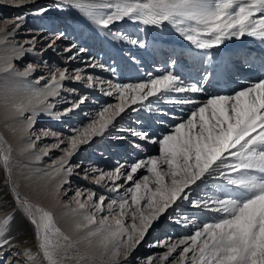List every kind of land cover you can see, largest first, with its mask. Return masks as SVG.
Listing matches in <instances>:
<instances>
[{"label": "snow or ice", "instance_id": "snow-or-ice-1", "mask_svg": "<svg viewBox=\"0 0 264 264\" xmlns=\"http://www.w3.org/2000/svg\"><path fill=\"white\" fill-rule=\"evenodd\" d=\"M30 2L34 0H8V6L19 7ZM60 4L78 10L99 30L101 36L142 49L147 46L143 41L132 39L121 31H113L111 26L125 20L157 28L167 23L201 51L218 48L227 40H241L245 36L264 43V0H56V5ZM45 11L47 9L41 8L38 14ZM14 19L21 21L23 17ZM19 27L20 24L16 23L8 35L14 34ZM140 30L144 31V28ZM63 36L62 32L57 34L56 40ZM55 42L52 40L47 47L55 50ZM73 48H76L75 44L64 51L71 52ZM84 51V48H79V52ZM171 63L174 66L176 61ZM92 66L103 67L99 64ZM13 67L12 58H9L0 66V71L10 72ZM34 70V66L29 64L23 73L17 72L16 75L28 76ZM105 70L115 72L114 69ZM65 80L83 82L87 88L105 83L92 76L84 77L79 69L74 73L57 69L46 90L29 95L27 103L14 104V110L21 115L25 111L34 115L43 112L57 119L67 115L84 104L87 97L81 96L79 101H72V106L63 111H53L54 105L48 103V99L59 96ZM107 85V89L101 87V91L105 95L115 93L119 102L104 107L99 119L82 129H73L74 134L68 137L61 138L60 133L51 130L44 133L45 136H53L56 142L52 147L63 152L54 162V171L64 174L63 183H68L67 176L73 174L74 168L80 167L70 164L72 156L114 126L116 119L132 105L148 107L145 102L150 97L163 93L206 91L203 84H185L172 71L150 78L147 82L122 84L108 81ZM175 103L199 106L191 111L186 121L176 124L162 138H154L147 131L128 130L140 141L158 144V156L139 159L131 164L118 162L113 170L107 172L96 167L83 169L84 179H88L90 174H97L91 177L93 182L110 192L119 193L123 187L117 183L120 180L124 184L131 182L132 186L126 189L124 196L107 204L108 215L100 217L98 227H93L97 225L96 214L105 211L107 198L101 195L94 200L95 193L89 192L87 199L81 200L83 193L77 190L74 200L78 207L72 211L82 216L83 222L77 221L74 230H89L86 238L90 248L92 238H99L92 252L80 253L77 249L80 261H88L89 264H97V261L100 264L127 262L153 223L169 208L175 206V210H179V202L187 201L194 209L217 215L211 220H198L195 216L190 218L186 215L177 220L176 223L185 227L195 225L196 230L192 235L176 241L149 245L166 249L158 257L159 264H264V78L249 82V86L233 94L211 95L206 101L185 98ZM33 123V116H29L27 128H31ZM65 142L67 146L61 148ZM133 147L143 149V145L135 142ZM10 164L11 147L5 150L0 146V166L6 173H10ZM141 169H146L148 175L134 179ZM209 177L220 182L215 191L205 192L193 199V191ZM59 192L60 187L57 188V195ZM16 202L35 226L39 254H42L46 264H61L59 250L75 247L78 241H73L55 225L52 212L34 207L18 195ZM90 202L95 212L84 211ZM129 216L132 223L126 225L124 219ZM12 219L11 216L0 218V264H11L4 253L11 252L15 247L13 237L8 235ZM54 237L62 238L66 244H61ZM23 255L31 260L36 254L26 248ZM147 264H154V258H149Z\"/></svg>", "mask_w": 264, "mask_h": 264}, {"label": "rangeland", "instance_id": "rangeland-1", "mask_svg": "<svg viewBox=\"0 0 264 264\" xmlns=\"http://www.w3.org/2000/svg\"><path fill=\"white\" fill-rule=\"evenodd\" d=\"M41 8H45L47 11L43 12V14H38V10ZM1 10L0 31L7 30L12 32L16 23L20 24L19 29L15 31L13 37L11 36L8 41L24 47L25 49L28 48L23 57L29 55L34 57L42 55V60L33 62L35 63L33 65L35 71L32 76L34 79V77L38 75V79L35 80L40 81L42 84L45 80L49 79L50 71L55 73L57 69H67L70 73H74L79 69L84 77L92 76L95 79L105 82L103 85H97L95 88H88L91 91L94 90L100 93L103 92L101 91V87L105 89L108 87V81L122 84L135 83L129 60H136L139 62L143 61V58H146L149 64L147 66L145 64L146 67L142 72L141 70L140 72L137 71L139 75H143L146 81L157 75L160 76L166 74L168 71H172L180 76L185 84L200 83L205 86L206 91L201 93H165V98L161 100H159L158 97H150L149 101L145 102L148 107H144L140 104L132 105L130 108L126 109L125 113L121 114V116L116 119L114 126H110L104 134L95 137L91 141L90 145L87 146V152L81 153V151H79L76 155L72 156L70 164L72 166L79 165L80 167L74 168L73 174L68 176V183H66V188L63 190L64 193L61 196V201L63 202L62 206L70 205L72 207H78L74 200L77 190L83 193L80 197L81 200H85L89 192L95 193L94 200H98L99 196L103 195L107 198L105 201V211L96 214L98 223L100 217L108 215L107 204L112 199H118L117 195L124 196L126 189L132 185L131 182L124 184L123 180H120L117 183L122 184L123 187L120 188L119 193L110 192L106 187H101L93 182L91 177L97 174H90L88 179H84L83 169L96 167L107 172L113 170L118 162L131 164L139 159L158 156V144L140 141L137 137H133L128 130L147 131L150 133V136L154 138H162L164 134L170 133L176 124L186 121L191 111L199 106L198 104H179L175 103V101L185 98L206 101L211 95L233 94L236 90L249 86V82H255L260 78H264V43L251 37L245 36L241 40H227L222 44H235L237 41L243 42L244 44L243 48L246 52V56L240 55V64L230 65L226 57L219 54L217 58L212 50L208 52V54L206 50L199 51L194 45L186 41L172 25L167 23L157 28L145 27L138 23L125 20L124 22L111 26L113 31H121L131 38L140 35L145 44H155V47L152 46L150 48L151 56H147L140 49H134L132 44L113 42L101 36L99 30L91 25L78 10L70 8L65 4L57 6L56 0H34V2L19 7L8 6V0H0V11ZM14 10L17 11L14 12ZM18 16H22L23 20L17 21L14 19ZM141 28H144V31H141ZM61 32L64 33V36L56 40L57 34ZM52 40L56 41L55 50L47 47ZM106 40L110 41L113 50L111 44L106 42ZM27 41H34V43H26ZM160 43L166 46L172 45L171 51L168 53L167 50L166 53H160L158 46ZM73 44L76 45V48H73L71 52L64 51L65 48ZM252 46L254 50H252ZM79 48H84L85 51L79 52ZM174 48L179 49L176 56L173 54ZM187 48L195 51V54L197 51L200 52L198 55L201 57L200 63H195L196 58H193L194 61L193 64H191L190 61L187 60L191 57H184L187 53L185 52ZM29 49H31V51H29ZM254 51L256 52L253 53ZM248 53H250V55H247ZM166 54L170 56H165ZM158 55L162 56L160 60L156 58ZM236 55H238V52ZM70 56H74L75 59H68ZM173 60L176 61L174 66L171 63ZM207 61L209 63H207ZM182 62H184V65L180 73L178 70L172 69L175 66L181 65ZM94 64L103 65V67L92 66ZM218 64L223 68L222 75H220L221 79H217L218 74L215 72L216 70H212L214 66H219ZM24 66L26 67L27 65L23 64L19 66V72H23L27 68ZM106 68L114 69L115 72L106 71ZM239 70H241V72H239ZM155 74L156 76H154ZM205 77H207V80H205ZM75 83L76 82L72 80H65L63 82V89L60 91L59 96L50 100L51 104L54 105L53 111H62L71 107V102L79 101L81 96L87 97L85 103L65 115L66 119L55 122L46 121L39 123L37 127L34 128L38 135H44L46 130H51L60 133L61 138L71 136L74 134L72 131L73 129H82L93 120L99 119V113L104 107L119 102L116 99L115 93H113V95L91 94L87 93L88 91L85 89L87 87ZM80 83L83 84V82ZM64 89H75V91H67ZM169 100L173 102L169 103ZM149 108L151 110H149ZM57 122L61 124H57ZM33 136L34 134H31V137ZM37 139L41 141L40 144L39 142L37 143V149L40 151L46 150L45 152H47V155H45L44 152L42 156L43 165L54 166V161H58L63 155L60 149L52 147L56 142L55 138L49 135V137L40 136ZM33 140L36 139L33 138ZM133 142L143 145V149L141 150L133 147ZM66 146L65 142L60 147L65 148ZM143 175H148L146 169L139 170L134 179L139 180ZM7 177L8 187L12 190L17 188L16 192L21 200H28L27 196L32 195H36L39 198L48 195L46 184L31 183L30 185H26L25 182L15 183V175L11 173H9ZM108 186H111L110 183ZM152 187L154 188L155 186L152 185ZM214 188L216 189L215 184H203L201 185L200 192L197 193L193 191L192 198L197 199L203 196L205 192L212 193L215 191ZM179 204V210H175L174 206V208H169L168 211L161 216L159 228L155 235L148 238L145 236L144 240L136 248V250H138L137 260L130 264H147L149 258H154V264H159L158 257L162 255L166 249L158 246L150 247L149 245L159 244L165 241L172 242L192 235L189 231L184 233L177 232V235L170 234V231H178V229H176L177 217H182L179 214L191 210V204L187 201H180ZM33 206L41 209L37 204H33ZM86 209L88 212L91 209L90 212H95V209L91 206V202ZM214 215L216 216L217 214ZM124 221L126 225H129L130 221L128 218H125ZM111 222L112 221H109V223ZM23 252L24 250L22 249L20 252L21 255H17V252L13 253L12 251L5 252L4 255L6 256V254H9L17 264H30V262L26 260L27 257L23 255ZM86 263L85 261L82 264Z\"/></svg>", "mask_w": 264, "mask_h": 264}, {"label": "bare ground", "instance_id": "bare-ground-1", "mask_svg": "<svg viewBox=\"0 0 264 264\" xmlns=\"http://www.w3.org/2000/svg\"><path fill=\"white\" fill-rule=\"evenodd\" d=\"M26 4L27 3H25L24 5ZM4 11H7V10H4ZM16 11L17 10H14V12ZM1 13H2V10L0 11V14ZM8 33H11V32L7 30L0 31V66H3L9 58H12V64L14 67H13V70L10 72L0 71V146H3L5 150H7L8 146L11 147L10 173L15 175L14 177L15 183L25 182L26 185H30L31 183L46 184V190H48L47 191L48 195L43 198L42 197L39 198L36 195L27 196L31 204L32 203L37 204L39 207H41V209L52 212L54 215L55 225L65 235L72 237L73 241H78L75 247H72V248L62 247L59 250L58 257L61 259V264H75V263L82 264L85 261H80V257L76 255L77 249L79 250L80 253L92 252L95 248L96 241L99 238L98 237L92 238V247L90 248L88 246V240L86 238V233L89 230L86 229L83 232H76L74 230L75 223L77 221L83 222V218L82 216H79L72 211L73 209H77L76 206L74 207L70 205L62 206L63 202L61 201V196L64 193L63 190L66 188V183L62 182V178L64 174L63 173L57 174L54 171V166H48V165L44 166L43 165L42 156L46 150L40 151L37 149V143L38 142L39 144L41 143V141H38L37 138H39L40 136H45V135L43 134L38 135L37 132H35L34 130V128H36L39 123L46 122V121L55 122L61 119H66V116L64 115L60 117L59 119H57L43 112H41L38 115H34L31 111H25L21 115L17 113L13 108L14 104H18L21 102L27 103V97L31 95L32 93L36 91H40V90H46V86L51 82L53 72L52 71L49 72V75H50L49 79L45 80L43 84L40 81L35 80V79H38L39 77L38 75L34 77V79L32 78L35 70L31 73V75H28V76L16 75V73L19 72L20 65H23V64L27 66L29 64L34 65L35 63L33 62L42 60V57H41L42 55L36 56V57L32 55L23 57V55L28 50V48L25 49L24 47L18 46L17 44L13 42L10 43L8 39H10L11 36L13 37L14 34L8 35ZM132 39H138L140 41H143L142 36L140 35ZM106 42L110 43L109 40H106ZM230 44L231 43H226L224 45H221L218 48H212V49L206 50V53L208 54V52L212 50L215 57L218 58L219 54L223 57H226L227 60L229 61L228 64L230 65L240 64L241 56L242 55L246 56V52L244 51V48H243L244 44L243 42H239V41H237L235 44H231V45ZM146 45L147 46L143 49L135 45L133 46H134V49H140L147 56H151L150 48L152 46L155 47V44L148 43ZM158 46H159L160 53L162 54L166 53L167 50L169 53L172 47V45L166 46L163 43L158 44ZM111 48L113 50L112 44H111ZM251 48L252 50H254L253 46ZM174 49L175 50L173 54L174 56H176L179 49L178 48H174ZM185 50L184 51L187 53L185 54L184 57L187 58L190 56L191 58L190 59L188 58L187 60H189L191 64H193V61H194L193 58H196L195 63H200L201 57L198 56L200 54L199 52L200 50L199 51L196 50L197 51L196 54H195V51L190 50V48H187ZM237 52H238V55H236ZM255 52L256 51H254L253 53ZM247 55H250V53H248ZM165 56H170V55L166 54ZM161 57H162L161 55H158L156 58L160 60ZM129 61L131 64V70L134 75L135 83L147 82L146 80H144L143 75L141 74L139 75L137 72V71L140 72V70L142 72L145 69V67L149 64L147 62V59L143 58V61H139V62L136 60H129ZM208 61L207 63H209ZM183 65H184V62H182L181 65L175 66L172 69H175L176 71L178 70L180 73ZM218 65L220 66V64ZM219 66H216V67L214 66L212 68V70L213 71L216 70L215 72L218 74V76L216 75L217 79H221L220 75H222V69H223L221 68V66L220 67ZM23 72H19V73H23ZM239 72H241V70H239ZM154 76H156V74ZM158 76L159 75H157L156 77ZM217 79H216V82H217ZM67 81H71V80H67ZM75 84H78L80 86H85L84 83L81 84L80 82L78 83L76 82ZM85 89L86 91H88L87 93L105 95L104 92L97 93V91H94V90L91 91L88 88H85ZM165 96H166L165 93L159 94L158 99L161 100L165 98ZM52 98L53 97H49L48 103L51 104L50 100ZM33 104H35V101H33ZM29 116H33V119H34V123L31 128H27ZM57 124H61V123L57 122ZM31 134H34V136L31 137ZM33 138H35L36 140H33ZM30 144L32 145V147H29ZM89 145L90 143L82 146L79 149V151H81V153L87 152V146ZM79 151H77L74 155H76ZM8 174L9 173H6L3 170V167L0 166V218H5L7 216L13 217V219L10 222V232L8 233V235L13 237V244L15 245V247L11 251L13 253L17 252V255L18 254L21 255L20 252L22 249L23 250L26 248L31 249L32 253L36 254L35 258L30 260L27 257L26 260H28L30 264H46V261H44L42 254H39L35 226L30 223V221L23 214L22 209H20L17 205V202H16L17 188L12 190L8 187V177H7ZM67 179H68V176H67ZM212 183H214L215 186H217L219 181L214 180L211 177H209L201 185L203 184L204 185H210V184L214 185ZM58 187H60L59 195H57ZM200 190H201V186L200 188L195 189L194 191L198 193L200 192ZM120 196L122 195H117L118 198ZM84 211L88 212L87 209H85ZM214 214L215 213H212V212L194 209L191 206V210L184 211L183 214H179L182 217L178 216L177 218L178 220H182V218L186 215L190 218L195 216L198 218V220H204V219L211 220L216 217ZM127 218L130 221L129 223L130 225L132 223L131 218L130 216ZM160 219L161 217L159 218V220L153 223L151 228H149L146 234V238L153 237L155 235L157 229L159 228ZM98 226H99V223L97 222V225L93 227H98ZM176 229H178V231H170V234L177 235V232L184 233L186 231H189L190 233L193 234L194 231L196 230V226L189 224L188 226L185 227V226H182L181 223H177ZM54 239L59 240L61 244H66V242L63 241L62 238L60 237H54ZM66 253H67V257L65 258ZM175 255L176 254H174V257ZM5 257L7 261H11V264H17V262L16 261L14 262V259H12L9 254H6ZM137 257H138V250L135 249L132 252L131 256L129 257V260L127 262L121 261V263L130 264L131 262L137 260ZM86 262H87L86 264H89L88 261ZM97 264H100V262L97 261Z\"/></svg>", "mask_w": 264, "mask_h": 264}]
</instances>
